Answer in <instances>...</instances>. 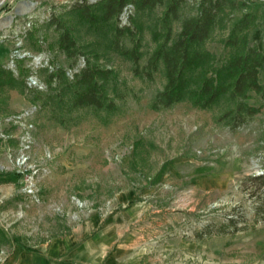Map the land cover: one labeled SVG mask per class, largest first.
<instances>
[{
  "label": "rangeland",
  "instance_id": "1",
  "mask_svg": "<svg viewBox=\"0 0 264 264\" xmlns=\"http://www.w3.org/2000/svg\"><path fill=\"white\" fill-rule=\"evenodd\" d=\"M97 1L0 0V68L19 77L21 64L30 90L49 93L44 68L72 78L89 61L108 72L101 81L116 104L113 113L60 114L33 103L29 89L0 86V264H264V185L255 179L264 174V93H248L259 112L236 128L226 114L242 100L228 92L208 109L153 110L163 65L151 81L135 75L115 49L116 26L135 32L120 42L138 46L143 66L199 0H186L168 25L165 7L128 5L118 22L95 24L73 9ZM234 1L202 46L209 75L241 52L229 40L246 15L240 36L264 53V0ZM54 17L77 41L74 67L58 49Z\"/></svg>",
  "mask_w": 264,
  "mask_h": 264
},
{
  "label": "trees",
  "instance_id": "2",
  "mask_svg": "<svg viewBox=\"0 0 264 264\" xmlns=\"http://www.w3.org/2000/svg\"><path fill=\"white\" fill-rule=\"evenodd\" d=\"M185 1L98 0L93 4H79L73 9L84 21L95 24L109 20L118 22L128 5H133L137 11L165 7L163 21L165 25H168L169 20L181 18L180 10ZM237 5L234 0H199L197 13L182 18L181 30L177 38L172 40V30L168 26L165 38L143 66L140 64L141 54L138 46L126 49L121 45L120 36L124 31H129V28L116 26L115 49L130 56L135 75L151 81L159 70L160 64L163 65L166 84L153 98L151 102L153 110L168 109L184 102H189L201 109H208L228 92L232 98L242 100L234 111L226 114V117L230 116L233 128L245 124L259 112L257 108L249 106L244 101L251 91L264 93V85L260 82V72L264 68V53L256 47L249 46L246 35L240 36L250 23L249 15L237 23L229 40V45L239 47L241 52L232 54L221 68L212 70L213 75H209L210 70H207L212 56L202 48L209 39L220 13L226 8L235 9ZM50 24L55 26L59 33L58 49L67 58L74 60L71 64V67H74L80 52L71 30L55 17L52 18ZM129 33L134 34L135 32L129 31ZM19 70V77H15L12 70L0 68V86L18 87L23 92L29 89V92L33 93L31 97L33 103L42 101L45 106L54 108L55 112L58 110L57 113H68L82 108H91L106 113H113L116 110L114 100L107 95L104 83L101 81L107 78L108 72L92 66L89 61L72 78L68 76L64 68H44L47 81L53 90L49 93L30 90L27 83L29 70L22 68L21 64ZM67 95H70L68 101L65 100ZM59 121L64 123L63 118H59ZM255 179L261 180L264 185V174Z\"/></svg>",
  "mask_w": 264,
  "mask_h": 264
},
{
  "label": "built area",
  "instance_id": "3",
  "mask_svg": "<svg viewBox=\"0 0 264 264\" xmlns=\"http://www.w3.org/2000/svg\"><path fill=\"white\" fill-rule=\"evenodd\" d=\"M30 126H32V125H30ZM27 142H28V146H29V143H30V138H29V137H28V141H27ZM28 148H29V147H28Z\"/></svg>",
  "mask_w": 264,
  "mask_h": 264
}]
</instances>
